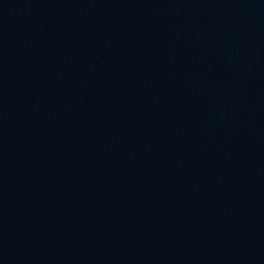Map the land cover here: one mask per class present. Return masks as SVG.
Masks as SVG:
<instances>
[{"label": "water", "instance_id": "water-1", "mask_svg": "<svg viewBox=\"0 0 264 264\" xmlns=\"http://www.w3.org/2000/svg\"><path fill=\"white\" fill-rule=\"evenodd\" d=\"M0 264H264V0H0Z\"/></svg>", "mask_w": 264, "mask_h": 264}]
</instances>
